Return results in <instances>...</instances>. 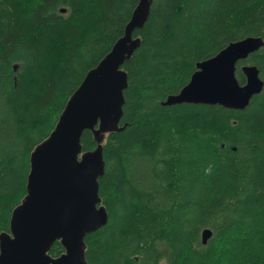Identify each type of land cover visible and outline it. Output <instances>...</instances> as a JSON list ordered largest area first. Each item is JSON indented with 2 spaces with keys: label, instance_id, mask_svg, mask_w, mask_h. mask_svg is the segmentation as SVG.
I'll use <instances>...</instances> for the list:
<instances>
[{
  "label": "trees",
  "instance_id": "obj_1",
  "mask_svg": "<svg viewBox=\"0 0 264 264\" xmlns=\"http://www.w3.org/2000/svg\"><path fill=\"white\" fill-rule=\"evenodd\" d=\"M139 1L0 0V233L26 196L32 151ZM135 36L123 129L104 141L109 221L87 235V264H264V89L244 110L162 105L198 62L264 40V0H153ZM245 65L264 81V46L237 63L241 85ZM82 146L96 148L91 131ZM64 252L56 242L50 255Z\"/></svg>",
  "mask_w": 264,
  "mask_h": 264
},
{
  "label": "water",
  "instance_id": "obj_2",
  "mask_svg": "<svg viewBox=\"0 0 264 264\" xmlns=\"http://www.w3.org/2000/svg\"><path fill=\"white\" fill-rule=\"evenodd\" d=\"M153 0H140L124 34L111 51L88 71L67 101L54 130L30 155L26 196L13 210L10 231L0 233V264H87V235L109 221L99 195V180L106 171L104 141L123 128L120 123L129 86L123 68L141 47L135 32L149 19ZM62 12H66L65 9ZM264 46L262 37L232 42L217 55L198 62L189 83L170 95L163 106L179 104L220 105L244 110L264 89L255 65H245L246 83L236 76L237 63ZM85 131L94 135L96 148L83 152ZM210 229L202 234L206 244ZM60 242L65 252L52 257Z\"/></svg>",
  "mask_w": 264,
  "mask_h": 264
}]
</instances>
